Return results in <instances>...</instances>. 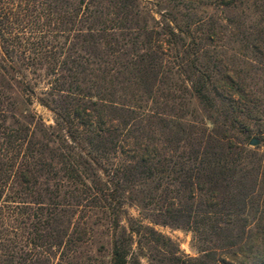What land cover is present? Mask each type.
Listing matches in <instances>:
<instances>
[{
	"label": "trees",
	"instance_id": "16d2710c",
	"mask_svg": "<svg viewBox=\"0 0 264 264\" xmlns=\"http://www.w3.org/2000/svg\"><path fill=\"white\" fill-rule=\"evenodd\" d=\"M146 1L0 0V264H73L96 212L109 220L111 264H143L145 247L158 264H264V152L249 146L264 139V90L208 53L214 25L186 43L196 22L178 16L185 1L248 0ZM259 3L253 31L238 35L264 66ZM27 72L45 81L40 94ZM15 85L54 124L18 113ZM157 224L191 230L201 255L183 261Z\"/></svg>",
	"mask_w": 264,
	"mask_h": 264
},
{
	"label": "rangeland",
	"instance_id": "374dc122",
	"mask_svg": "<svg viewBox=\"0 0 264 264\" xmlns=\"http://www.w3.org/2000/svg\"><path fill=\"white\" fill-rule=\"evenodd\" d=\"M155 2L153 0L146 1L149 7L157 10L158 6ZM259 2L261 0H248L235 8H226L219 5H200L196 9H192L191 4L185 1L187 6H181L178 9L181 12V14H178L181 23L187 24L189 22L187 14L193 15V20L196 22L186 28L183 34L186 43H193L198 37L204 35L209 25H214L218 33L213 42L208 41L209 43L205 45L206 50L209 54L219 56L232 75H239L242 79H245L258 94H260L259 91L262 92L264 90V66L257 59L261 55L257 51L252 50V48L247 49L245 47L246 43L241 40L242 35H238V33L240 26L253 31L254 28L250 27L258 23L260 17L256 11L258 4H260ZM179 47L180 45H178ZM183 50H186L185 47L179 53L176 50H172L173 58L176 57V54L182 55ZM27 81L30 84H34L28 72ZM45 85L46 83L43 80L33 85L37 95L40 94ZM10 95L18 113H27V110H34L42 116L46 124H54V113L40 104L35 97L33 104H29L26 101L25 93L19 86L15 85L10 90ZM191 108H195L197 112L202 114V110L196 100H192ZM253 124L255 123L253 122ZM253 140L256 143H252ZM249 146L264 152V139L253 134ZM127 209V216L139 217L141 215V209L137 205L129 206ZM87 227L89 232L83 237L84 241H79L73 251L69 250L67 255L69 258L67 259L66 256V260H70L73 264H111L112 233L108 217L105 213L96 212L88 218ZM155 228L171 238L173 249L174 247L177 248L178 255L183 261L188 262L190 259L201 255L199 243L191 230L159 224L155 225ZM142 254L141 261L143 264H149L150 261L158 264L156 260L161 257L160 252L150 247H145Z\"/></svg>",
	"mask_w": 264,
	"mask_h": 264
},
{
	"label": "water",
	"instance_id": "95a60500",
	"mask_svg": "<svg viewBox=\"0 0 264 264\" xmlns=\"http://www.w3.org/2000/svg\"><path fill=\"white\" fill-rule=\"evenodd\" d=\"M252 143H256V141H255V140H253V141H252Z\"/></svg>",
	"mask_w": 264,
	"mask_h": 264
}]
</instances>
